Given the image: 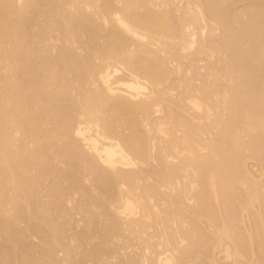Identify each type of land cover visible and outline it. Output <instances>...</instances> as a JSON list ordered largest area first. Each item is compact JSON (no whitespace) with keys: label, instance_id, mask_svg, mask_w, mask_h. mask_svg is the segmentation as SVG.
I'll use <instances>...</instances> for the list:
<instances>
[{"label":"bare ground","instance_id":"6f19581e","mask_svg":"<svg viewBox=\"0 0 264 264\" xmlns=\"http://www.w3.org/2000/svg\"><path fill=\"white\" fill-rule=\"evenodd\" d=\"M239 1L0 0V253L39 264L19 221L47 264L83 251L74 192L96 264H264V0Z\"/></svg>","mask_w":264,"mask_h":264},{"label":"rangeland","instance_id":"374dc122","mask_svg":"<svg viewBox=\"0 0 264 264\" xmlns=\"http://www.w3.org/2000/svg\"><path fill=\"white\" fill-rule=\"evenodd\" d=\"M176 2L178 1V0H175ZM252 3V1L251 0H243V1H239L238 3L236 2V3H234L233 4V7H232V9L233 10H235V11H233L232 10V12L234 13V12H236V11H239L240 9H242L243 7H245L246 5H250ZM68 9V8H67ZM32 22V24L34 23V24H36L37 26H42L43 24H44V20L42 19V18H35V20L34 21H31ZM37 29L38 28H35L34 29V31H37ZM104 32V31H103ZM56 33L57 32H55V34L54 33H51L50 34V41L47 39V43L45 42V46H47L48 45V47H49V49H51V51H52V53H55V51L56 50H58L57 48H58V44H59V42L57 41H55V38L58 36V34H57V36H56ZM101 34V33H100ZM104 33H103V35H100V36H103L104 37ZM102 41H103V39H102ZM101 42V41H100ZM102 43V42H101ZM57 48H56V47ZM77 45H75L74 47L76 48V54H77V56H83L84 54H85V49H79L80 47L79 46H77V47H79V48H77L76 47ZM56 50H55V49ZM52 49H54V50H52ZM57 52V51H56ZM80 54V55H79ZM203 58V57H202ZM205 59V58H204ZM201 64H204V62L202 63H199V65H201ZM118 129L120 130L121 128L120 127H118ZM125 132V131H124ZM125 133H127V132H125ZM249 161V160H248ZM255 163L256 162H253L252 160H250L249 162H247V167H248V170L252 173V175L253 176H255L256 178L257 177H260L259 179H261V176H263L261 173H260V175H259V168L258 167H256V165H255ZM257 164V163H256ZM60 165V164H59ZM60 168H64L63 167V165L61 166L60 165ZM258 168V169H257ZM253 169V170H252ZM258 170V171H257ZM258 172V174H256ZM255 173V174H254ZM257 175H259V176H257ZM92 177H95V176H92ZM92 177H85L84 178V180H83V184L87 187V189L89 190V193L92 195V197L93 198H95L96 197V195L93 193L94 191H93V188L90 186V188H89V185H91V183H90V181H91V179H93ZM88 178H90L89 180V182H87L88 181ZM263 178V177H262ZM258 179V178H257ZM258 179V180H259ZM86 182V183H85ZM90 183V184H89ZM62 185V184H61ZM64 185V184H63ZM67 184L65 183V186H62V187H67L66 186ZM43 188V189H42ZM40 190H41V192L42 193H40V194H43L44 193V195H45V197H44V195H43V199L44 198H46V200H47V194H48V189L46 188V190H45V187H41L40 188ZM46 192H47V194H46ZM96 192V191H95ZM70 194H72V195H69L70 197H69V199H70V202L68 201V199H67V204L65 203V207L67 208V206H68V208L67 209H69V210H72V211H70L71 213L72 212H74L75 213V215H73V219H71V220H73V221H77V222H72L73 224H71L72 226L71 227H69V226H64V228L65 227H67L68 229H64L65 231H67L66 233L65 232H63V234H66V237H65V235H64V239L62 238V242L65 244V243H67V244H65L66 245V247H67V245L69 246L68 248H70L71 247V249L70 250H76L77 248L76 247H78L79 245H81V248L80 249H82L83 251H81V250H78L77 252L76 251H73L74 253H76V254H74L73 255V252L71 253L72 254V256H71V254L69 255V256H71V257H69V259H66L65 260V258H68V257H65L63 254L64 253H62L61 251L62 250H59V247H56L55 248V251L57 252V254H55L56 255V258H57V260H58V258H59V263H61V262H67V263H61V264H68L69 263V261H71V263L72 264H96V262H93V257L92 256H88V255H90L91 253H89V250L90 249H93V247H96L97 246V244L96 243H98L99 244V242H100V244L102 243V241H100L101 240V236H102V238H103V236L105 237V235H104V233H105V229H103L102 230V227H103V225H102V221H103V219H105V216L103 215V217H101L100 215L102 214H100L99 213V211L97 212V214L99 213L100 215H99V217L97 218V220L101 217V218H103L102 220L101 219H99L98 220V227L100 228L101 226H99V225H102V227H101V229H99V233L98 232H96V234H95V232H94V234L95 235H97L96 236V238H95V236L93 237V233H92V239H91V236L88 238L87 236L85 237L84 236V239L86 240V241H84V242H82V244H81V239H83V238H78L77 236L80 234V232H82L84 229V225H85V223H83V222H85L86 221V218H87V220H88V216H83L84 215V213H79L78 212V210H75V208H77L76 206H78V202H79V200H80V197H81V195L80 194H76V193H74V192H72V193H70ZM94 194V195H93ZM96 194H97V192H96ZM98 195V194H97ZM95 196V197H94ZM41 198H42V195H41ZM82 198V197H81ZM96 198H99V196L98 197H96ZM82 200V199H81ZM81 200H80V202L79 203H83V202H81ZM66 202V201H65ZM77 202V203H76ZM73 207V208H72ZM71 208V209H70ZM77 212V214H76V212ZM79 214H81V215H79ZM71 215V216H72ZM60 215H58V217H59ZM81 216V217H80ZM85 217V218H84ZM80 218V219H79ZM243 218H246V216L245 217H243ZM30 219V218H29ZM31 219H33V218H31ZM58 219V218H57ZM61 219H63L62 218V216H61ZM60 219H58V221H59ZM82 220V221H81ZM84 220V221H83ZM244 220V219H243ZM246 220V219H245ZM244 220V221H245ZM29 221V220H28ZM34 221V220H33ZM62 220H60V222H61ZM20 222V223H19ZM19 222H17V223H15V224H17V226H18V230H17V226L15 225V228H16V230H17V236H16V238H17V241H18V243H19V249L18 248H16V256H17V258L18 259H22V258H24L25 257V255H30V254H32L31 256H32V258L34 259V260H36L39 264H47L48 263V260H47V256L45 257L44 255H43V253H45L47 250H49L50 248L48 247V245L47 244H45V242L47 241V235H45V233L43 232H38V234L36 233V235H35V232H37V231H33L34 232V235H33V233H31L30 234V231L31 230H34V229H32V226H31V230L29 231L28 229H30V228H28L29 227V225H28V222H27V224H26V222L24 223V222H22V221H19ZM31 222V221H30ZM29 222V223H30ZM38 222V221H37ZM87 222V221H86ZM104 222V221H103ZM33 223H36V222H32V225H33V227L36 225V224H33ZM106 223V222H105ZM104 223V224H105ZM207 223V222H206ZM84 224V225H83ZM202 224H205L203 221H202ZM38 225V224H37ZM36 225V226H37ZM41 225V224H40ZM75 225V226H74ZM87 225V224H86ZM91 225V224H90ZM205 225H207V224H205ZM205 225H204V227H205ZM93 226V224L91 225V227ZM208 226V225H207ZM74 227V228H73ZM209 227V226H208ZM207 227V228H208ZM76 228V229H75ZM206 228V229H207ZM22 231V232H20V230ZM72 229V230H71ZM96 229H97V226L95 227V231H96ZM211 228L209 227V230H210ZM76 230V231H75ZM18 231L20 232V233H18ZM29 231V232H28ZM98 231V230H97ZM104 231V232H103ZM210 231H212V229L210 230ZM32 232V231H31ZM103 233V235H102V233ZM76 233H77V235H76ZM79 233V234H78ZM74 234L76 235V236H74ZM106 234V233H105ZM70 236V237H69ZM73 237H77L78 239H80V242L78 243V239L77 238H75V239H77V240H75V239H73ZM100 239V240H99ZM64 240V241H63ZM73 241V242H72ZM77 243V244H76ZM86 243V244H85ZM74 244V245H73ZM77 246H76V245ZM96 244V245H95ZM117 244V243H116ZM20 245H21V248H20ZM95 245V246H94ZM107 245V244H106ZM105 245V246H106ZM73 246H76L75 248L73 247ZM91 246V247H90ZM93 246V247H92ZM100 246V245H99ZM105 246H100V247H102V248H104L105 249ZM110 245L108 244L107 245V247H109ZM74 248V249H73ZM56 249H58V250H56ZM61 249V248H60ZM107 249V248H106ZM132 250L134 249V248H131ZM131 249H129L130 250V253L129 254H133L134 252L131 250ZM38 250H40L41 251V254H38V253H40V251H38ZM42 250H43V253H42ZM128 250V251H129ZM135 250V249H134ZM36 251L38 252V253H36ZM45 251V252H44ZM92 251V250H91ZM55 252V253H56ZM81 252V253H80ZM133 252V253H132ZM137 252H138V250H137ZM89 253V254H88ZM136 253V252H135ZM216 253H217V255H216ZM220 253V254H219ZM81 255V256H80ZM83 255V256H82ZM216 255V256H215ZM222 254H221V252H219V250L218 251H216L215 253H214V258L218 261L219 260V262H220V264H224L223 262V256H221ZM116 256V255H115ZM63 257H65L64 259H62ZM90 257V258H89ZM217 257V258H216ZM219 257V258H218ZM0 258L1 259H3L4 261H11V262H13V263H15V264H19V261H16V260H14V259H11V257H10V255L7 253V252H1L0 253ZM81 258V259H80ZM103 258V259H102ZM118 258H119V256H116L113 260L115 261H118ZM202 258H203V256H202ZM202 258H200L196 263H202V264H209V262L210 261H208V260H206L205 259V257L202 259ZM61 259H62V261H61ZM93 259V260H92ZM69 260V261H68ZM79 260V261H78ZM101 260H103V262H105V260H106V257L105 256H103V257H101L100 258V262H101V264L103 263ZM113 260H110L112 263L114 262ZM95 261V260H94ZM191 261V262H190ZM194 261V260H193ZM192 260H189V264H196L195 263V261L193 262ZM206 261V262H205ZM223 261V262H222ZM47 262V263H46ZM80 262V263H79ZM248 262H250V261H247V263ZM98 263H99V260H98ZM250 264V263H249Z\"/></svg>","mask_w":264,"mask_h":264}]
</instances>
